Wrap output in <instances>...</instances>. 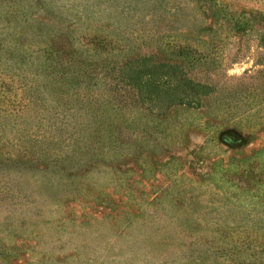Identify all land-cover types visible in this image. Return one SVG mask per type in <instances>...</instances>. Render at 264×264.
<instances>
[{
    "label": "rangeland",
    "instance_id": "obj_1",
    "mask_svg": "<svg viewBox=\"0 0 264 264\" xmlns=\"http://www.w3.org/2000/svg\"><path fill=\"white\" fill-rule=\"evenodd\" d=\"M14 1L0 0V264H264V17L236 35L192 0ZM187 43L213 62L171 53ZM145 55L213 93L158 114L118 66L80 97V78H45Z\"/></svg>",
    "mask_w": 264,
    "mask_h": 264
},
{
    "label": "trees",
    "instance_id": "obj_2",
    "mask_svg": "<svg viewBox=\"0 0 264 264\" xmlns=\"http://www.w3.org/2000/svg\"><path fill=\"white\" fill-rule=\"evenodd\" d=\"M5 1V0H2ZM15 1L12 0L11 3ZM193 3L199 8L200 15L203 18L207 15V18H214L215 22L220 25L229 26L230 30L234 31L236 35H249L254 32L255 26L263 22L264 11L260 9L247 10L244 8H236L237 6L231 2L223 3L217 0H192ZM210 13V14H208ZM258 30L257 35H254L260 47L264 48V25ZM173 27H167L168 30ZM208 32L213 29L214 26H208L207 24L202 27ZM212 32V31H211ZM249 33V34H247ZM255 34V33H254ZM241 35V36H242ZM102 46V45H101ZM101 49H104L102 47ZM171 53L176 56H189L192 65L194 63L207 64L211 63L208 57L210 54H204V51L198 52L190 44H178ZM150 56H143L138 60L136 66H131L128 63L121 65H112V67L105 65L94 66L89 72L88 71H73L75 61L70 62L69 67H65V64L60 63L49 64L51 74L49 79L45 78L50 82H58L59 79H63L66 82H72L80 78L81 84H74V88L77 89L76 93L79 97L82 89L86 88L85 80H92V87L105 82V85L110 84L109 78L112 72L117 70V66L120 67L121 71H125L124 80L129 88L136 91V100L139 107L144 108L147 111L163 114L173 105H202L204 100L208 98L213 92H211L213 85L212 83L202 82L195 80L192 76L188 75L186 69L177 64L169 62H153ZM43 60H37V64L42 63ZM46 61V60H44ZM34 63V61H33ZM105 79V81H103ZM109 79V80H108ZM84 85V86H83ZM39 90V88H37ZM73 95V94H72ZM71 95V96H72ZM70 96V95H69ZM95 95H93L94 97ZM118 104L113 106V109L118 108ZM123 107V106H122ZM120 107V108H122ZM127 105L125 106V108ZM109 108V107H108ZM123 116V112L118 115V121ZM95 132V131H94ZM93 132L92 139L96 137V133ZM113 130L110 128L102 136H106L108 140L112 141L114 138L117 139L116 135L113 134ZM106 134V135H105Z\"/></svg>",
    "mask_w": 264,
    "mask_h": 264
}]
</instances>
